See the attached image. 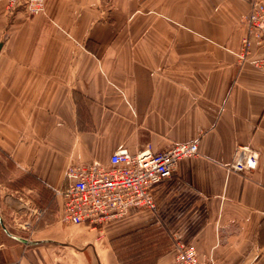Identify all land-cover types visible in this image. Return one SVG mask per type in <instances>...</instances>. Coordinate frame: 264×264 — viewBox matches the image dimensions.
<instances>
[{
  "label": "crops",
  "instance_id": "1",
  "mask_svg": "<svg viewBox=\"0 0 264 264\" xmlns=\"http://www.w3.org/2000/svg\"><path fill=\"white\" fill-rule=\"evenodd\" d=\"M253 1L46 0L28 16L0 0V152L16 169L56 191L116 150L199 141L152 188L155 211L95 229L57 217L23 239L70 264H174L176 240L204 263L264 264V72L236 55ZM238 145L254 170H229Z\"/></svg>",
  "mask_w": 264,
  "mask_h": 264
},
{
  "label": "built area",
  "instance_id": "2",
  "mask_svg": "<svg viewBox=\"0 0 264 264\" xmlns=\"http://www.w3.org/2000/svg\"><path fill=\"white\" fill-rule=\"evenodd\" d=\"M9 12L44 13L46 0H6ZM245 33L236 52L241 63H251L264 72V2L254 0L244 22ZM199 154V141L177 142L161 151L148 147L137 153L113 152L109 161H94L70 167L65 188L56 190L61 220L98 228L124 217L132 209L155 211L152 188L172 177L180 160ZM258 165V153L238 145L229 170L247 172ZM1 247V244H0ZM174 264H208L200 260L194 245L176 240Z\"/></svg>",
  "mask_w": 264,
  "mask_h": 264
},
{
  "label": "rangeland",
  "instance_id": "3",
  "mask_svg": "<svg viewBox=\"0 0 264 264\" xmlns=\"http://www.w3.org/2000/svg\"><path fill=\"white\" fill-rule=\"evenodd\" d=\"M59 208L54 191L47 189L32 171L16 169L11 158L0 152V263L15 264V258L25 253L34 264H70L65 255L57 262L60 256L51 244H18L19 238L36 240L48 235L53 228L50 221L61 218ZM6 254L10 260L5 259Z\"/></svg>",
  "mask_w": 264,
  "mask_h": 264
},
{
  "label": "water",
  "instance_id": "4",
  "mask_svg": "<svg viewBox=\"0 0 264 264\" xmlns=\"http://www.w3.org/2000/svg\"><path fill=\"white\" fill-rule=\"evenodd\" d=\"M13 238H18L17 236H15V235H13V234H10ZM18 240H20V241H24V242H27V243H30V241H27V240H25V239H22V238H19Z\"/></svg>",
  "mask_w": 264,
  "mask_h": 264
},
{
  "label": "trees",
  "instance_id": "5",
  "mask_svg": "<svg viewBox=\"0 0 264 264\" xmlns=\"http://www.w3.org/2000/svg\"><path fill=\"white\" fill-rule=\"evenodd\" d=\"M37 177V176H36ZM38 178V177H37ZM38 180L41 182V180L38 178ZM42 183V182H41ZM15 264H17L16 262H14ZM0 264H5V263H0ZM6 264H8V262H6Z\"/></svg>",
  "mask_w": 264,
  "mask_h": 264
}]
</instances>
